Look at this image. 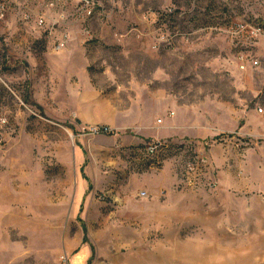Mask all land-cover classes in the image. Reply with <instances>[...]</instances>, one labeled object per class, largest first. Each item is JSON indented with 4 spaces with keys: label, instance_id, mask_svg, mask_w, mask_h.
Returning a JSON list of instances; mask_svg holds the SVG:
<instances>
[{
    "label": "rangeland",
    "instance_id": "1",
    "mask_svg": "<svg viewBox=\"0 0 264 264\" xmlns=\"http://www.w3.org/2000/svg\"><path fill=\"white\" fill-rule=\"evenodd\" d=\"M0 2V264H73L91 248L89 264L116 253L126 264L128 246L168 244L155 221L134 233L131 203L166 163L174 190L201 199L219 195L225 172L230 229L194 221L170 235L190 246H162L164 264L179 251L195 264H264V187H253L264 185V33L234 38L242 19L264 25V0H94L84 20L79 0ZM239 52L258 65L241 70ZM163 127L164 153L137 154ZM185 144L208 155L215 192L180 185Z\"/></svg>",
    "mask_w": 264,
    "mask_h": 264
},
{
    "label": "crops",
    "instance_id": "2",
    "mask_svg": "<svg viewBox=\"0 0 264 264\" xmlns=\"http://www.w3.org/2000/svg\"><path fill=\"white\" fill-rule=\"evenodd\" d=\"M260 118L264 121V117ZM253 122H256V117L254 115L251 116L246 125H250ZM260 128L263 129L264 133V125ZM162 129L164 130L163 132L161 130L148 134L154 139H166L172 135L169 127H163ZM248 129L251 130L250 127H248ZM253 131L256 133L258 132L255 130ZM139 139L141 138H127L124 140V143L133 146L138 145ZM220 150L221 147L219 146L210 147L211 156L217 168L222 167V158L219 154ZM223 176L225 178V172L222 170L218 171V177L220 179L219 195L215 198L207 196L203 199L195 195L180 194L177 190H174L176 172L175 169L170 168L169 163H166L159 169L156 174V181L149 180L146 176V179L144 178L143 186L145 188H143V190H151L154 194L149 198L146 197V199L140 198L144 200H138V202H133L135 200L134 198L131 200L132 215L141 222L140 231L137 229L134 233L136 235H140V233L143 234L145 230L147 231L150 222L155 221L156 230L160 232V236H163V239L166 240L168 244L160 239L162 243L156 244L157 247L154 249L147 248L142 244L140 246H128L131 262L126 264H149V262H152V264H164L166 254L162 246H164V244L167 246H190L188 240L170 237V235L174 234L178 236L180 230L182 231L181 228L188 229L194 221L202 223L207 218L206 220L210 222V226H205V222L203 228L209 234L227 233L230 228L226 225L224 219L226 218V213H228L227 208L230 200L228 196L224 194L227 186L224 181H222V179H224ZM253 187L260 189L263 188L264 185L261 183H253ZM240 198L241 200L237 198V201L242 203L245 202V197ZM136 206L144 207L138 209ZM212 224H214V226ZM210 241L212 242L213 239H210ZM93 253V248L91 251L83 250L80 255H78V258L74 260L73 264H87L91 261L94 255ZM167 257L172 258V264H195L196 262V256L194 254H184V252L181 251L176 254L170 253ZM119 258L117 253L108 255L110 264H122ZM205 264H214V262L210 260ZM215 264L218 263L215 262Z\"/></svg>",
    "mask_w": 264,
    "mask_h": 264
},
{
    "label": "built area",
    "instance_id": "3",
    "mask_svg": "<svg viewBox=\"0 0 264 264\" xmlns=\"http://www.w3.org/2000/svg\"><path fill=\"white\" fill-rule=\"evenodd\" d=\"M39 1L41 2L43 1L45 7L51 8L60 0H39ZM94 3H95L94 0H79L80 7L77 11L76 19L84 20L90 17L93 14L94 6H95ZM5 11H6V7L4 3L0 2V14L2 15V17L4 16ZM43 22L44 19L40 15V17L37 18V23L39 25H42ZM235 26L238 29L236 32L237 34L236 36H234V38L241 37L242 39L245 38L248 40H255L264 33V25L252 23L243 19L237 22ZM161 38H163V40L165 39L164 36H162ZM67 41H68V34L64 33L60 38L59 42L56 44V49L63 48ZM250 59L251 57L248 54L239 52L237 55L239 68L241 70H245L250 65L251 66L258 65V61L256 59L254 60H250ZM258 111L262 112V109L258 108ZM100 131H103V128L100 129ZM157 143H162V140L157 139L146 143L143 148L137 149V154L141 155L142 158H145V156H147V152L164 153L157 151ZM185 149H187L185 151H189V150L191 151V156L183 163L181 169L182 171H181L180 185L190 189L206 188L209 191L215 192L218 189V186L215 178L211 177L212 164L208 155L203 150H200L199 148H195L188 144L187 145L185 144ZM170 150L171 149H166V152ZM150 166H153V164H151ZM208 175H210L209 178ZM138 192L140 198L148 197V192L146 190H139Z\"/></svg>",
    "mask_w": 264,
    "mask_h": 264
},
{
    "label": "bare ground",
    "instance_id": "4",
    "mask_svg": "<svg viewBox=\"0 0 264 264\" xmlns=\"http://www.w3.org/2000/svg\"><path fill=\"white\" fill-rule=\"evenodd\" d=\"M164 148L165 147V144H163V143H157V150L159 149V148ZM156 152H147V156H145V158H148L150 155H154Z\"/></svg>",
    "mask_w": 264,
    "mask_h": 264
},
{
    "label": "trees",
    "instance_id": "5",
    "mask_svg": "<svg viewBox=\"0 0 264 264\" xmlns=\"http://www.w3.org/2000/svg\"><path fill=\"white\" fill-rule=\"evenodd\" d=\"M92 249V248H91ZM90 262H88L87 264H89Z\"/></svg>",
    "mask_w": 264,
    "mask_h": 264
}]
</instances>
